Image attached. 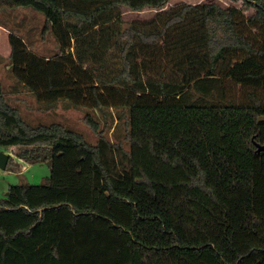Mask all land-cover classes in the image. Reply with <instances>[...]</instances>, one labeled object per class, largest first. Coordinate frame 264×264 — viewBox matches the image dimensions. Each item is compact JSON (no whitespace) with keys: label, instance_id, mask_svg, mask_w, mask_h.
Returning <instances> with one entry per match:
<instances>
[{"label":"trees","instance_id":"trees-1","mask_svg":"<svg viewBox=\"0 0 264 264\" xmlns=\"http://www.w3.org/2000/svg\"><path fill=\"white\" fill-rule=\"evenodd\" d=\"M169 1L0 0L58 44L43 57L9 32L12 93L84 109L99 136L29 125L0 81V147L50 165L0 200V264H264V0ZM122 7L159 12L123 27Z\"/></svg>","mask_w":264,"mask_h":264},{"label":"rangeland","instance_id":"rangeland-1","mask_svg":"<svg viewBox=\"0 0 264 264\" xmlns=\"http://www.w3.org/2000/svg\"><path fill=\"white\" fill-rule=\"evenodd\" d=\"M214 2L222 8L236 7L243 8L239 0H170L162 10L178 4H199ZM123 27L132 21H147L154 17L159 10L145 8L140 12H131L126 7L121 8ZM252 10H244V14L249 16ZM0 26L3 27V37L0 35V51L3 52V61L0 62V81L2 89L12 107L18 109L23 120L31 126L59 124L70 130L81 134L90 144H96L98 134L93 132L83 121L84 109L66 106L59 102L54 109H44L40 107L34 98L27 92L13 95L11 87L17 85V82L11 77L8 69L9 45L6 40L8 32H14L28 41V47L31 51L43 57L54 56L58 51V44L55 40L50 27L45 29V20L42 15L30 9H15L0 12ZM3 45V49L1 50ZM5 47L8 51L6 52ZM233 95L241 94L238 88L231 90ZM12 94V95H11ZM103 136L113 144L121 142L124 150L129 146L124 141L123 126L112 123L109 129H106ZM0 151L8 154L11 158L10 165L6 169L0 170V200L4 199L7 190L11 186H38L45 183L50 175V165L48 162H38L27 164L16 158L15 148H1Z\"/></svg>","mask_w":264,"mask_h":264},{"label":"water","instance_id":"water-1","mask_svg":"<svg viewBox=\"0 0 264 264\" xmlns=\"http://www.w3.org/2000/svg\"><path fill=\"white\" fill-rule=\"evenodd\" d=\"M257 152L264 151V147L256 144ZM10 156L2 151H0V170H5L8 164Z\"/></svg>","mask_w":264,"mask_h":264},{"label":"crops","instance_id":"crops-1","mask_svg":"<svg viewBox=\"0 0 264 264\" xmlns=\"http://www.w3.org/2000/svg\"><path fill=\"white\" fill-rule=\"evenodd\" d=\"M8 34H9V32H8ZM0 35H1V37H3V27L2 26H0ZM7 37H8V35H7ZM6 40H7V38H6ZM8 42V41H7ZM3 49V45H2V48H1V50ZM5 50H6V52L8 51V49H7V47H5ZM9 53H10V48H9V52H8V55H9ZM0 58H3V52H1L0 51ZM13 94V93H12ZM11 94V95H12ZM19 94H23V93H19ZM18 93L17 94H13V95H19ZM12 149V148H11ZM21 162H23V161H21ZM23 163H25V162H23Z\"/></svg>","mask_w":264,"mask_h":264}]
</instances>
